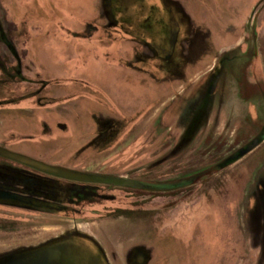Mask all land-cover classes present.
<instances>
[{"label":"rangeland","instance_id":"374dc122","mask_svg":"<svg viewBox=\"0 0 264 264\" xmlns=\"http://www.w3.org/2000/svg\"><path fill=\"white\" fill-rule=\"evenodd\" d=\"M125 1L122 17L131 14L136 19L133 29L137 36L144 11L158 0ZM175 1L188 16V36L192 38L183 49L188 62L178 71L183 79L172 89L183 92V86L203 76L217 56L239 44L245 31L250 34L246 47L230 52L228 56L236 61L221 70L217 81L204 86L202 92L212 96L213 106L226 103L231 110H238V115L242 108L251 113L252 105L241 101L242 94L236 96L235 80L243 75L255 86L254 100L264 113V0ZM100 4V0H0V86L4 87L0 101H8L4 92L14 89V104L0 108V135L8 139L4 145L18 143L21 138L28 140L26 145L38 150L36 159L51 165L58 164L46 157L59 160L58 166L81 165L87 159L84 154L66 151L74 145L84 147L89 136L85 132L89 128V105L85 99L75 100L99 95L113 113L122 109L133 117L136 112L141 114L127 121L116 143L119 146L103 157L104 161H95L100 163V171L125 176L155 160L151 153L163 147L165 126H175L174 116L167 122L164 116L152 121L153 112L164 108L162 101L166 105L170 102L166 96L172 93L168 84L174 69L142 56L143 49L134 41L121 42L131 38L128 28L105 30L107 19ZM256 36L258 62L253 46ZM28 94L36 95L32 106L39 105L40 109L16 106ZM177 104L169 107L174 105L171 114L175 116ZM221 119L226 124V111ZM39 125L41 131L36 129ZM20 127L25 129L19 132ZM225 130L222 125L214 137ZM248 132L249 127L240 136ZM17 148L15 151L23 153ZM228 149L224 145L218 158L199 159L196 165H209ZM181 151L175 158H181ZM142 171L133 177L148 182L172 175L161 171L145 175ZM208 172L205 176L214 171L210 168ZM124 192L102 206L80 208L79 214L0 206V253L32 247L74 229L98 240L108 251L111 264H127L128 253L136 246L149 252L148 264H264V144L192 187L150 197L145 191ZM140 194L144 196L137 197ZM93 202L101 203V199ZM116 209L120 212L112 213ZM89 247L70 251V263L91 264L96 251Z\"/></svg>","mask_w":264,"mask_h":264},{"label":"flooded vegetation","instance_id":"af4514ba","mask_svg":"<svg viewBox=\"0 0 264 264\" xmlns=\"http://www.w3.org/2000/svg\"><path fill=\"white\" fill-rule=\"evenodd\" d=\"M100 2L107 19L105 30L115 29L122 31V29L128 28L132 36L130 39L121 40V42L134 41L132 43H137L143 49L140 52L142 56L149 57L152 60H160L167 65V69L169 68L170 70V67L174 69L172 80L168 84L172 93L166 96L168 97L167 99H170V102L167 101L169 104L166 105L162 101L165 106L159 112L160 114L156 109L157 112L152 121L156 122L157 116H160V118L164 116L167 122L169 117L172 118L174 116L175 126L173 124L165 126V143L163 147L151 153L152 155L154 154V157H157L155 160L143 167L135 168V170L128 172L125 176H121L100 171V163L95 164V161H104L103 157L109 156L110 154L108 155V153L119 146L116 143L121 135L124 134L125 124L129 120L128 116L121 112V109H117L118 111L113 113L108 106H106L108 107L106 111H89L88 118L90 121L89 128H87L89 131L87 132L89 134L87 145L82 146L77 151V153L84 154L87 157L84 160V162L88 160V163L85 164L87 166L84 165V162L81 165L53 166L109 179L112 182L119 181V184L60 178L0 156L1 207L28 211L57 212V214H79L82 213L80 208L102 206L105 202L117 199L118 193L125 190L133 192L145 191L148 197L157 192L168 193L176 188H188L197 183L200 184L203 180L238 163L264 144V118L261 119L264 117V113L261 112L260 106L256 105L257 103L254 100L256 95L254 93L256 91L255 86L247 82L243 75L235 80L238 87L236 96L239 98L242 94V97H240L241 101L252 105L251 109L253 110L251 113L242 108L241 114L238 115V110L235 108L231 110L226 103L222 106L219 104H214L213 106L211 104L212 96H206L208 91L202 92L204 86L208 87L217 81L221 70L236 61L228 55L230 52H234L237 49L240 50L248 44L249 33L244 31V37L239 44L230 47V50L217 56L212 61L210 69L206 72L207 74L205 73L206 75L204 74L189 85L183 86V92L177 90L176 93L172 89L173 84L183 79L182 74L178 71L183 63L186 65L188 62L183 50L184 44L186 46V43L192 38V36H188L189 19H186L188 16L180 9L181 4L175 0H158L155 5L148 6L144 11L146 13L144 19L137 25L136 30L139 31V34L135 36L133 27L136 24V19H133L131 14L122 17L126 10L122 0H100ZM11 27L13 26L11 25ZM95 27L98 28L97 25ZM254 31H256V27ZM256 44L257 36L254 38L253 46L257 55L256 61L258 62L259 53ZM141 55L138 56V60L141 59ZM1 89H4L2 85L0 86ZM7 90L6 93L4 92L3 97L8 101H0V108L14 104V89H10L9 91L11 92L8 94ZM35 96L34 94L32 97ZM29 97H31L29 94L25 96L26 99ZM40 99H37V101ZM176 102L178 103L176 105L177 111L175 112L177 116L171 114L173 112L172 106L174 105L169 109L171 103L175 104ZM224 111H226L229 118L226 120V124L221 119ZM135 114V118L141 116V114L138 116L137 113ZM260 121H263V125L259 124ZM209 122H211V125ZM222 125L226 128L225 133L223 135L219 134L215 138L214 135ZM247 127L250 128V132L247 135L242 134L243 136H240L241 132ZM61 129L65 130V127ZM187 140H192V143L188 146L185 145ZM229 142H231V145H228ZM223 144L229 146V149L219 160L205 166H200V163L196 165L199 159L202 160L213 156L218 158L219 154L223 153L219 151L223 148ZM180 150H182L181 158H175L176 152ZM232 160L236 162L234 161L231 165L225 167ZM205 168L207 169L204 170ZM210 168L214 172L205 176L209 173ZM139 171H142L145 175L154 171L169 172L172 175H167L162 180L146 182V180L133 177ZM176 171L177 173L173 174ZM190 173L192 174L187 176L186 179H180ZM193 173L195 174L193 175ZM128 195H134V193H129ZM143 196L140 194L137 197ZM98 199H101V203L93 202V200L96 201ZM118 211L120 212V210L116 209L112 213H117ZM80 233L81 231L73 229L32 247H19L8 252H2L0 253V264H71L70 257L72 256L70 255L69 257L70 251L71 253L77 252V249H88L90 248L89 246L96 251V256H93L91 264H110L108 251L92 237L86 238ZM148 253L143 246L133 247L126 258L127 264H148L150 261ZM146 257H148L147 263H145ZM73 264L78 263L74 260Z\"/></svg>","mask_w":264,"mask_h":264},{"label":"crops","instance_id":"0c3cea01","mask_svg":"<svg viewBox=\"0 0 264 264\" xmlns=\"http://www.w3.org/2000/svg\"><path fill=\"white\" fill-rule=\"evenodd\" d=\"M23 82V81H22ZM25 98V97H24ZM23 98V100L22 101H20V103H19V105L17 104L16 106H19V107H21V110H23V108H25V110H29V108H41L39 105H36L35 107L34 106H32L34 103H32V101H31V99H33V97H29V98H25L24 99ZM91 99H87V98H79V100L78 99H76L75 101H82V100H86V102H85V104H86V106H88L89 105V110L87 111L88 113H89V111H92V110H95L96 112L98 111H106L107 110V107H106V102H105V99L103 98V97H100V96H96V95H92L91 97H90ZM72 102L73 101H71L70 103L72 104ZM83 102V101H82ZM39 109H35V111H39ZM2 110V109H1ZM0 110V111H1ZM109 110V109H108ZM122 110V109H121ZM125 111L126 110H122L121 112H123L125 115H127L128 116V121H130V120H133V116L132 115H130V114H127V113H125ZM139 111V110H138ZM137 113V112H136ZM156 114V111H154L153 112V115H155ZM150 117V116H149ZM210 123V122H209ZM1 124V123H0ZM41 125H39V126H37L36 127V129H39L40 131H41V127H40ZM2 127V126H1ZM25 129V127H20V130H19V132H21V131H23ZM39 130H37L36 132H39ZM86 133L87 132H89L87 129H86V131H85ZM85 132H83V133H85ZM33 138V137H32ZM22 140H20L18 143H15V144H11V142H6V144L8 145V146H6V144L4 145L3 143L5 142V140H7L8 141V139H6V136L5 135H0V146L1 147H5L6 148V150H10V151H12V152H16V153H20V152H17V151H15L16 149L15 148H17V149H19V151H21V152H23V153H20V154H23V155H25V156H28V157H31V158H34L35 157V159L36 158H39L38 156H40L39 154H38V150L36 151L35 149H34V147L33 146H27L26 144H29L28 142V140H24V138H21ZM30 141H32V140H30ZM82 145V144H81ZM81 145H79V146H77V145H74V146H72V147H69V148H67L66 149V151H67V153H68V151H72V152H75V151H77V150H79L80 149V147H81ZM17 146V147H16ZM37 146V145H36ZM45 156V155H44ZM44 158V157H43ZM47 159H50L51 161H54V162H52V163H55V164H58V165H60L59 163V160H52L53 158H51V157H46ZM46 158H44V160H46ZM47 163V162H46ZM50 164V163H49ZM84 232H81L80 234L83 236L84 235V237H86V238H91L92 236H90L89 234H83ZM94 239V238H93ZM95 241H97L102 247H103V245L98 241V240H96V239H94ZM109 263L111 264V262H110V260H109Z\"/></svg>","mask_w":264,"mask_h":264},{"label":"water","instance_id":"95a60500","mask_svg":"<svg viewBox=\"0 0 264 264\" xmlns=\"http://www.w3.org/2000/svg\"><path fill=\"white\" fill-rule=\"evenodd\" d=\"M0 156L6 157V159H10L18 163H22L25 166L40 170L42 173L55 175L60 178L76 179L77 181H93L100 183L111 182L112 184H119V181L112 182L109 179H104L101 177H96L85 173H78L74 170L65 169L58 166L48 165L42 163L41 160L34 159L20 153L12 152L10 150H6V148L1 146H0Z\"/></svg>","mask_w":264,"mask_h":264},{"label":"trees","instance_id":"16d2710c","mask_svg":"<svg viewBox=\"0 0 264 264\" xmlns=\"http://www.w3.org/2000/svg\"><path fill=\"white\" fill-rule=\"evenodd\" d=\"M234 161H235V160L229 161L225 167H228V166L231 165ZM235 162H236V161H235ZM219 169H220V168H219Z\"/></svg>","mask_w":264,"mask_h":264}]
</instances>
